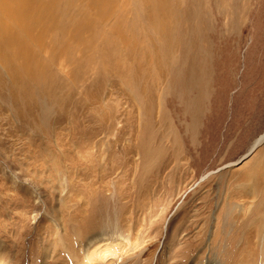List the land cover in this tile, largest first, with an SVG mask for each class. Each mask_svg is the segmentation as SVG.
I'll return each mask as SVG.
<instances>
[{
	"label": "rangeland",
	"instance_id": "obj_1",
	"mask_svg": "<svg viewBox=\"0 0 264 264\" xmlns=\"http://www.w3.org/2000/svg\"><path fill=\"white\" fill-rule=\"evenodd\" d=\"M39 1L0 10V264H264V0Z\"/></svg>",
	"mask_w": 264,
	"mask_h": 264
},
{
	"label": "bare ground",
	"instance_id": "obj_2",
	"mask_svg": "<svg viewBox=\"0 0 264 264\" xmlns=\"http://www.w3.org/2000/svg\"><path fill=\"white\" fill-rule=\"evenodd\" d=\"M54 1V0H53ZM56 2V1H55ZM59 1H57L58 3ZM1 5L0 7L2 9L0 10H3L5 12V15L6 17L8 18H13V21L16 22V20L18 21V17L19 16H22L24 18H28V21H29V17L30 18H37L39 19L40 16H41V12L43 11L42 7L44 6H41V2L39 0H2L1 2ZM53 4V3H52ZM43 5H45L43 3ZM56 4H54L55 6ZM53 6V5H52ZM47 7V5H46ZM50 7V6H49ZM48 7V8H49ZM53 11H54V8H52ZM48 10V9H47ZM51 11V10H49ZM2 12V11H1ZM44 12V11H43ZM47 12V11H46ZM52 14V12H51ZM1 15V14H0ZM44 16V15H43ZM49 16V14H48ZM54 16V15H53ZM5 18V17H4ZM54 18V17H53ZM15 19V20H14ZM53 20V19H51ZM1 21V20H0ZM9 21V20H8ZM41 21V20H40ZM27 22V21H26ZM30 23V22H29ZM48 23V21H47ZM42 24V23H41ZM49 24V23H48ZM27 24H25L24 26H26ZM29 25V24H28ZM7 24L5 22L1 23L0 24V35L1 33H4V35L6 36L9 32L7 30H5ZM10 26V25H9ZM32 26V24H31ZM30 26V27H31ZM13 27V26H12ZM11 27V28H12ZM21 27V26H20ZM27 27V26H26ZM29 27V26H28ZM27 27V28H28ZM37 27V26H36ZM9 28V27H8ZM44 29V28H43ZM47 29V28H45ZM4 32H3V31ZM29 30V29H28ZM2 31V32H1ZM52 31V30H50ZM28 32V31H27ZM30 32V31H29ZM28 32V33H29ZM35 32V31H34ZM39 33V32H38ZM37 33V35H38ZM14 34V33H13ZM20 34V33H19ZM35 35V34H34ZM42 35V34H41ZM35 38V37H33ZM2 39V38H1ZM0 39V40H1ZM32 39V38H31ZM5 42H6V45H5V48H7L8 50L11 49V50H21L22 51V47H25V46H21V42L19 41V38H17L16 36L14 35H8L5 39ZM40 43V42H38ZM41 45V44H40ZM42 47V46H41ZM27 49V48H26ZM24 50V48H23ZM25 51V50H24ZM7 52V50H6ZM13 52V51H12ZM3 53V51L1 52ZM9 54V52H8ZM2 55V54H1ZM18 55V54H17ZM21 56V55H20ZM3 57V56H2ZM1 57V58H2ZM11 57V56H10ZM4 60V59H3ZM7 62V61H6ZM17 63V62H16ZM10 64V63H9ZM13 64V63H11ZM15 64V63H14ZM18 64V63H17ZM13 66H16L13 65ZM12 66V67H13ZM19 66V65H17ZM23 66V65H22ZM21 66V67H22ZM18 68V67H17ZM12 69V68H11ZM20 69V67H19ZM15 70V69H14ZM17 71V70H16ZM14 72V71H13ZM19 72V71H18ZM262 139H264V135L262 137H260L259 139H257L254 144H253V147H256L258 144H260V142L262 141ZM255 149V148H254ZM263 167V166H262ZM255 174V172H253ZM253 174V175H254ZM253 177V176H252ZM258 177V176H257ZM254 179V178H253ZM249 180V178H248ZM249 183V182H248ZM256 188V186H255ZM249 194V193H248ZM255 194V193H254ZM252 196V195H251ZM255 197V196H254ZM257 199V198H256ZM261 200V199H260ZM264 203V202H263ZM263 207V206H262ZM261 208V207H260ZM262 211V210H261ZM264 211V210H263ZM260 212V211H259ZM240 215V214H239ZM237 216V215H236ZM253 221V220H252ZM254 223V222H253ZM263 223V222H262ZM259 224V223H258ZM251 225V224H250ZM263 225V224H262ZM257 227V226H256ZM251 229V228H250ZM256 229V228H255ZM261 230V229H260ZM120 237L121 238V235L118 233V230L117 228H110V229H104V230H100L98 232H95V233H92L90 234V236H88L86 238V241L85 243H80L79 244V247L81 249H90L91 247L93 246H96L97 244H100V243H103V242H106V241H110V240H114L115 238H118ZM256 238V237H255ZM73 251V249H72ZM83 252V251H82ZM87 252V251H86ZM70 257H72L73 260L76 261L77 264H81L80 263V258H78V256L76 255V253H72V252H69L68 253ZM153 256V255H152ZM150 257L149 259V262L148 263H152L153 264V261H154V256L153 257ZM88 257V256H87ZM88 264V263H87ZM210 264H214V263H210ZM243 264V263H242Z\"/></svg>",
	"mask_w": 264,
	"mask_h": 264
},
{
	"label": "water",
	"instance_id": "obj_3",
	"mask_svg": "<svg viewBox=\"0 0 264 264\" xmlns=\"http://www.w3.org/2000/svg\"><path fill=\"white\" fill-rule=\"evenodd\" d=\"M261 144H262V142H261L260 144H258V145L255 147V150H256ZM255 150H254V151H255ZM254 151H253V152H254Z\"/></svg>",
	"mask_w": 264,
	"mask_h": 264
}]
</instances>
